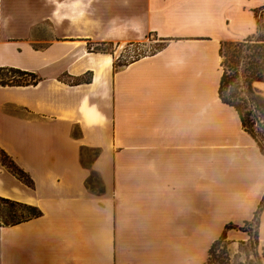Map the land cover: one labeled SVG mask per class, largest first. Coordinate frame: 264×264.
<instances>
[{"label": "crops", "instance_id": "crops-1", "mask_svg": "<svg viewBox=\"0 0 264 264\" xmlns=\"http://www.w3.org/2000/svg\"><path fill=\"white\" fill-rule=\"evenodd\" d=\"M259 13L264 0H0V68L41 77L0 86V148L32 180L0 160V197L43 212L0 227V264H205L251 220L264 155L219 98V52ZM151 35L160 49L120 66L88 50ZM235 121L245 140L210 144ZM259 219L264 245V206Z\"/></svg>", "mask_w": 264, "mask_h": 264}, {"label": "trees", "instance_id": "trees-1", "mask_svg": "<svg viewBox=\"0 0 264 264\" xmlns=\"http://www.w3.org/2000/svg\"><path fill=\"white\" fill-rule=\"evenodd\" d=\"M113 43H97V47L89 44L88 50L95 53H110L102 48ZM223 74L219 86V98L223 104L233 108L238 113L244 130L252 136L264 155V96L255 87L257 82H264V23L258 20L257 33L240 42H224L220 48ZM92 74L81 79V83H90ZM41 81V77L33 72L13 67L0 68V86H33ZM0 160L19 179L32 185V180L21 170L13 160L0 148ZM0 204L9 205L7 212L0 211V227H11L43 216L36 207L14 202L0 197ZM264 206V198L262 200ZM254 221L257 228L260 224L258 214ZM260 217V214H259ZM226 226L222 235L209 250L205 264H231L230 256L223 247L229 242ZM245 231V230H243ZM257 240L259 235L257 232ZM225 246V244H224ZM223 247L224 250H219Z\"/></svg>", "mask_w": 264, "mask_h": 264}, {"label": "rangeland", "instance_id": "rangeland-1", "mask_svg": "<svg viewBox=\"0 0 264 264\" xmlns=\"http://www.w3.org/2000/svg\"><path fill=\"white\" fill-rule=\"evenodd\" d=\"M264 16V15H263ZM262 14L259 13L258 18L261 21V23H264V17ZM163 45V42L157 37V36H149V38L140 44H134V45H107L103 46L102 48L107 49L111 51L113 54H115L117 58V65H123L129 61H132L134 59H137L139 57H143L149 54H152L153 52L160 49V47ZM91 46L97 47L94 44ZM211 61L215 62V58L211 57ZM213 63L212 70H215ZM210 69V68H209ZM212 95V93H211ZM234 113V112H233ZM231 114V113H228ZM233 116V115H232ZM235 120V119H234ZM241 141L242 139L245 140V137L241 135L240 129L238 127V124L235 122H231L229 124V129L226 133L220 132L217 130H213L210 133L209 141L210 144L213 146L220 145L227 140H235ZM264 198V197H263ZM262 204V202H261ZM259 205L257 210L254 212V217L245 222L242 226H239L234 223H229L231 229H239V230H245L247 232V240L246 241H230L223 243V247H225L226 251L228 252L231 260V264H264V245L261 244L259 240H257V223L254 221L256 218V214H259L261 212L262 205ZM4 210V211H3ZM9 210V205L6 204H0V211L7 212ZM224 214L221 215L219 220L227 219L223 217ZM227 225V226H228ZM229 229V230H231ZM213 244V243H212ZM211 244V245H212ZM225 244V246H224ZM223 247L219 250H224ZM211 248V247H210Z\"/></svg>", "mask_w": 264, "mask_h": 264}]
</instances>
